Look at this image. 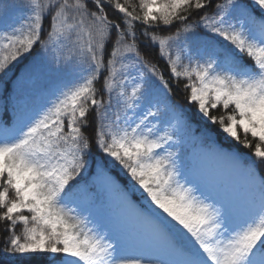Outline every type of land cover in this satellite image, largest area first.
<instances>
[{
	"label": "snow or ice",
	"instance_id": "snow-or-ice-1",
	"mask_svg": "<svg viewBox=\"0 0 264 264\" xmlns=\"http://www.w3.org/2000/svg\"><path fill=\"white\" fill-rule=\"evenodd\" d=\"M9 7L23 15L0 26V82L18 73L10 121L0 105L3 252L264 264V0Z\"/></svg>",
	"mask_w": 264,
	"mask_h": 264
},
{
	"label": "trees",
	"instance_id": "trees-1",
	"mask_svg": "<svg viewBox=\"0 0 264 264\" xmlns=\"http://www.w3.org/2000/svg\"><path fill=\"white\" fill-rule=\"evenodd\" d=\"M9 2L16 4L19 3V0H9ZM22 15H23L22 9L18 7H9L7 9V15L0 16V26H4L6 23L14 22ZM174 30L175 29L173 28V31ZM161 34L166 35L168 34V31L165 29H161ZM153 55L155 56V52H153ZM156 60L159 62L161 68L165 70V75L167 77L168 73L166 71V66L164 65V62L162 60H159L158 57H156ZM244 60L246 63L251 64V61L248 60L247 57H245ZM17 74L18 73H12L9 75L8 78L0 82V105L7 106L8 111L4 113L3 118L8 121L11 120V116H10L11 108L17 99L16 84H15V79ZM182 98H183V93L181 92V94L178 96V99L181 100L182 102ZM214 114H220V110L219 109L214 110ZM253 143H255V141H253ZM240 151L245 155H251L252 150L241 148ZM0 264H46V258L44 255L36 254L31 256L29 259H25L23 261L13 260L11 257H9L7 254L3 252V239H2V234H0Z\"/></svg>",
	"mask_w": 264,
	"mask_h": 264
}]
</instances>
